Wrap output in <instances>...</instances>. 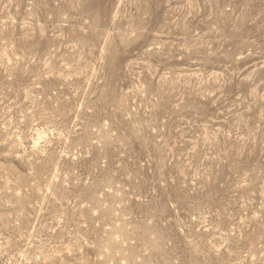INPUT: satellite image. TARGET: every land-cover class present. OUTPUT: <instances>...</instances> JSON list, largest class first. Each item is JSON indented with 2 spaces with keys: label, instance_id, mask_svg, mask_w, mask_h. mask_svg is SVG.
Listing matches in <instances>:
<instances>
[{
  "label": "rangeland",
  "instance_id": "1",
  "mask_svg": "<svg viewBox=\"0 0 264 264\" xmlns=\"http://www.w3.org/2000/svg\"><path fill=\"white\" fill-rule=\"evenodd\" d=\"M0 264H264V0H0Z\"/></svg>",
  "mask_w": 264,
  "mask_h": 264
}]
</instances>
